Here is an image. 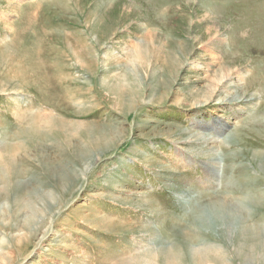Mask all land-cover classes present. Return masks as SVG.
<instances>
[{
  "label": "rangeland",
  "instance_id": "obj_1",
  "mask_svg": "<svg viewBox=\"0 0 264 264\" xmlns=\"http://www.w3.org/2000/svg\"><path fill=\"white\" fill-rule=\"evenodd\" d=\"M0 264H264V0H0Z\"/></svg>",
  "mask_w": 264,
  "mask_h": 264
},
{
  "label": "bare ground",
  "instance_id": "obj_2",
  "mask_svg": "<svg viewBox=\"0 0 264 264\" xmlns=\"http://www.w3.org/2000/svg\"><path fill=\"white\" fill-rule=\"evenodd\" d=\"M218 166H219V163L218 162H215L211 167H209L213 172L214 170H217L218 169ZM212 171H210L212 173ZM248 233V232H247ZM251 248V247H250ZM167 256V254H166Z\"/></svg>",
  "mask_w": 264,
  "mask_h": 264
}]
</instances>
